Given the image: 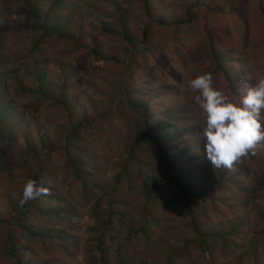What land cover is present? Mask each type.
<instances>
[{
	"label": "trees",
	"instance_id": "1",
	"mask_svg": "<svg viewBox=\"0 0 264 264\" xmlns=\"http://www.w3.org/2000/svg\"><path fill=\"white\" fill-rule=\"evenodd\" d=\"M84 1L87 0H53L42 18L41 12L44 10L42 4L24 0V7L33 14V22L20 30L30 28L34 32L41 31L42 42L52 35L65 40L75 38L73 32H65L66 28L78 13L95 7L92 1H88L89 3ZM139 1L145 10L147 21L138 42V39L132 37L127 24L126 9L122 10V5L116 3L120 10L117 23L115 20H103L101 28L106 33L121 35L119 40L121 50L117 51L111 43H106L104 47L99 38L92 36L91 47L87 48L90 51L84 54L82 61L78 64L67 62L61 64L60 82L53 84L56 93L51 95V98L67 115L66 125L61 128L64 133L59 134L63 144L66 143L64 148L63 144L57 151L47 147L48 139L38 133L39 141L46 149L43 154L38 153V150L31 146L32 140L29 135L32 134L27 132L25 146L29 153L16 162L14 156L18 145L17 126H12L5 120L12 103L10 100L5 103L4 97L0 98V167L3 173L7 172V180L14 183L13 189L15 187L18 189L16 198L8 191L3 193L2 201L7 206L5 209H2L4 205L0 204L2 236L0 244L4 245L2 261L11 258L13 264H27L24 261V257L27 256L26 248L17 234L19 228L27 231L30 238L50 237L52 242L61 235L58 230L34 228L33 224L28 223L31 222V215L45 217L51 214L52 210L47 207L51 195L47 191V194L21 205L24 185L29 180H35L48 189L47 181L51 180L52 190H57V185L60 184L59 159H66V168H73V177L76 181L86 182L89 175H92L93 167L72 149L71 144L81 142L83 139H89L95 144L99 138L96 134L107 135V140L115 131L116 127L112 121L117 117L121 118L124 124L132 125L135 130L134 141L129 151L131 160L137 159L143 145L154 143L158 146L160 156L158 163L162 167V172H165L163 177L154 178L151 183L146 182L144 223L143 228L136 230L137 232L144 231L148 234L150 224L154 220L149 215V206L159 200V192L167 184H171L178 195L168 204L185 205L190 226L198 232L203 228L199 221L200 217L204 216L205 223H209L206 214L208 210L203 205L205 199L213 202L212 211H219L222 208L233 210L234 214L227 218L229 226L227 231L206 234L212 240V245H220L224 251L233 246L236 264L247 253L256 254L258 246L264 249V211L260 208L256 211L258 200L264 193V171L254 163L255 152H249L231 169L223 167L214 169L206 158L200 127L180 132L179 127H182L180 125L177 128L179 133L170 137L162 133L169 116L162 112L166 107L172 108L175 105L179 94L178 86L166 78L168 73L174 77L178 74L176 70L182 68L185 71L190 65L195 64L196 74L193 77L211 74L214 87L225 92L233 102L240 100L257 79L264 78V0H184L185 3L181 6L182 14L179 13L180 17L172 20L163 16L156 17V0ZM122 4L126 7L130 2L123 0ZM61 10L68 11L67 21L50 27L52 14ZM156 30L160 32L162 37L160 40L154 33ZM6 34V31L0 29V46ZM40 44L41 42L36 41L33 50L39 49ZM89 53L93 54L94 61L104 60L105 66L102 69L111 70L115 65L122 64L120 68L124 69V73H120L117 80L120 88L115 90V94L103 80L97 85L98 90L90 88L88 70L96 67ZM129 53L132 54L129 56ZM137 53H143L147 59L143 62L138 61ZM149 60L153 61L151 65H148ZM172 61H175L176 65L168 67ZM257 71H261L260 74H257ZM142 74L149 78V82L156 77L159 78L160 86L148 90L135 87L136 80ZM124 76L126 78L123 80ZM39 80L41 81V77ZM40 86H43L42 83ZM2 87L8 90L9 83L4 82ZM89 88L93 89V92ZM97 92L100 93L99 96ZM191 106L193 108V104ZM188 113L191 116L195 114L193 109ZM105 122H110V128L106 127ZM83 128L86 129L83 131ZM33 140L36 143V140ZM164 140L169 143H164ZM207 174L212 175L215 182L211 191L203 189L204 187L200 186L203 183L199 182H203L202 179L205 180ZM85 186L87 188L88 184ZM117 187L118 183L108 193L112 209L100 238L104 234L107 236L111 234L115 229V221L119 222L118 217L122 216L121 211L114 208ZM212 192L216 194L215 197L212 196ZM240 197L242 198L239 199ZM9 217H13L15 222L10 223ZM3 229L5 232H2ZM203 235L204 233L196 242L203 251H206L211 249L212 245L205 246L206 237ZM236 238L240 241H236ZM149 240L151 241L150 238ZM100 243V247H103V239ZM104 255L105 249L102 248V256ZM173 258L175 257L168 258L164 264H174Z\"/></svg>",
	"mask_w": 264,
	"mask_h": 264
},
{
	"label": "rangeland",
	"instance_id": "2",
	"mask_svg": "<svg viewBox=\"0 0 264 264\" xmlns=\"http://www.w3.org/2000/svg\"><path fill=\"white\" fill-rule=\"evenodd\" d=\"M30 1L42 4L44 10L41 15L44 18L47 7L53 0ZM88 1H92L95 7L78 13L69 24L70 26L67 25L65 32H73L75 38L65 40L52 35L42 42L41 31L34 32L30 28L20 30L33 22V14L24 7V0H0V29L7 33L1 40L0 46V98L4 97L5 103L9 100L12 103L8 109L9 112L5 115V120L9 121L10 125L17 126L18 145L14 156L16 162L29 153L25 146L27 132L32 134L29 135L32 140L31 146L34 150L37 149L38 153L43 154L46 151L39 141L38 133L48 139L47 147L54 151L61 149L63 141L59 134L64 133L61 128L66 125L67 115L62 107L52 101L51 97L56 93L53 84L60 82L63 62L78 64L82 61L84 54L90 51L87 48L91 45L92 36L99 38L104 47L106 43H111L117 51L121 50L119 41L121 35L106 33L101 28L103 20H115L117 23L120 10L116 3H120L122 10L127 11V24L131 29L132 37L138 39L137 42L141 39L147 19L139 0H128L130 4L126 7L122 4L123 0L84 2L89 3ZM155 2L156 17L163 16L169 20L180 17L181 6L185 3L184 0H156ZM68 15L67 10L53 13L50 18V27L67 21ZM158 32L154 31L160 40L162 37ZM36 41L41 42L40 48L33 50ZM131 54L129 53V56ZM89 55L94 61L93 54L89 53ZM136 59L143 62L147 56L137 53ZM71 60L73 62H70ZM152 63V60L148 61V65ZM93 65L96 68L88 70L90 88L98 90L97 85L103 80V83H107L108 88L115 94V90L120 88L117 80L120 73H124V69L120 68L122 64L115 65L111 70L102 69L105 66L104 60H96ZM173 65H176L175 61L171 64L169 62L167 66ZM195 69V64L190 65L185 71L182 68L178 69L176 70L178 74L174 77L170 73L166 76L164 72V76L179 88L175 105L172 108L166 107L162 112L164 115H169L162 129V133L168 137L179 133L177 128L180 125H182L179 127L180 132L191 131L197 127L202 130L204 117L194 103L195 94L188 88L189 81L196 74ZM154 71L155 68H153ZM260 72L257 71V74ZM125 78L124 76L123 80ZM136 81L135 87L141 90L160 86L159 78L156 77L149 82V78L144 74L140 75ZM4 82L9 83L8 90L2 87ZM85 86L86 84L83 88ZM93 89L90 91L93 92ZM99 95L100 93L97 92V96ZM117 97H120L119 93ZM190 109L195 112L192 116L188 113ZM112 123L116 128L107 140V135L96 134L99 138L95 144H92L89 139L71 144L72 149L93 167L92 175H89L86 182L76 181L73 177V168H66V159H59L58 189L53 191L52 181H47V190L51 195L48 198L50 201L47 207L52 210L51 214L45 217L31 215V222H26L33 224L34 228L58 230L61 235L52 242L50 237L30 238L27 231L19 228L17 234L27 252L24 261L27 264H164L168 258L175 257L172 259L174 264H236L233 258L236 255L233 254L235 248L230 246L227 251H224L220 245H212V240L206 234V232L227 231L229 229L227 218L234 214L233 210L222 208L219 211H212L213 202L208 198L205 199L203 205L210 213H206L209 223L207 226L204 216L200 217L199 221L203 228L201 232H198L190 226L185 205L168 204L178 195L171 184H167L159 192V200L149 206V215L154 220L150 224L148 234L144 231H136L143 228L147 200L144 194L146 182L151 183L154 178L163 177L165 172H162V167L158 163L160 156L156 144L143 145L137 159L131 160L129 151L134 141L135 130L129 123L124 124L119 117ZM105 124L110 128V122ZM85 129L83 128V131ZM167 142L164 140V143ZM65 146L66 143L62 148ZM255 157L254 163L264 171V148H258L255 151ZM3 172L0 167V204L4 205L2 209H5L7 206L2 201L3 193L8 191L16 198L18 189L16 187L13 189L14 183L7 180V172ZM123 172L125 173L122 174ZM202 180L203 182H199L203 183L200 185L204 187L203 189L208 191L214 189L215 182L212 175L207 174L205 180ZM116 183H118V190L117 195L114 196L116 199L114 208L119 209L122 216L118 217L119 222L115 221V229L111 231V234L108 236L104 234L100 238L112 209L108 193ZM212 196L215 197L216 194L212 192ZM260 197L256 211L259 208L264 211V193ZM9 218L10 223L15 222L13 217ZM2 232L5 230L3 229ZM203 233L206 237L205 246L212 245L211 249L206 251H203L196 242L198 237L201 239ZM101 239L104 242L103 247H100ZM236 241L240 240L236 238ZM102 248L105 249L104 256H102ZM3 255L4 245L0 244V264L14 263L11 258L2 261ZM237 264H264V249L258 246L256 254L247 253L242 260L237 261Z\"/></svg>",
	"mask_w": 264,
	"mask_h": 264
},
{
	"label": "clouds",
	"instance_id": "3",
	"mask_svg": "<svg viewBox=\"0 0 264 264\" xmlns=\"http://www.w3.org/2000/svg\"><path fill=\"white\" fill-rule=\"evenodd\" d=\"M194 103L204 117L202 137L206 158L212 167L231 169L249 152L264 148V78L257 79L236 102L214 87L213 77L205 73L188 83ZM47 188L29 180L20 204L47 194Z\"/></svg>",
	"mask_w": 264,
	"mask_h": 264
}]
</instances>
